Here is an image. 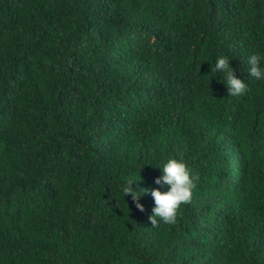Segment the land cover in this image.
<instances>
[{
  "label": "trees",
  "instance_id": "16d2710c",
  "mask_svg": "<svg viewBox=\"0 0 264 264\" xmlns=\"http://www.w3.org/2000/svg\"><path fill=\"white\" fill-rule=\"evenodd\" d=\"M252 54L264 0H0V264H264ZM170 158L199 180L153 228Z\"/></svg>",
  "mask_w": 264,
  "mask_h": 264
},
{
  "label": "clouds",
  "instance_id": "9594fccd",
  "mask_svg": "<svg viewBox=\"0 0 264 264\" xmlns=\"http://www.w3.org/2000/svg\"><path fill=\"white\" fill-rule=\"evenodd\" d=\"M259 54H252L248 57L249 75L258 80L264 81V66L261 65ZM216 72L222 73L226 81L228 95L239 97L247 93V84L238 79L235 71L230 67V60L226 56H219L215 63ZM162 176L155 179L154 183L160 187L168 186V191L161 192L159 189H151L150 195L154 200L155 207L152 209L153 215L149 216L152 227L158 226L159 218L163 223L174 225L177 222V216L181 205H187L192 201L193 190L196 188L195 181L198 176H192L186 164L176 159H169L162 168ZM136 183L129 178L122 185L123 196H131L135 207L144 212L145 209L139 203L141 195L148 194L149 190L136 191L133 184Z\"/></svg>",
  "mask_w": 264,
  "mask_h": 264
}]
</instances>
